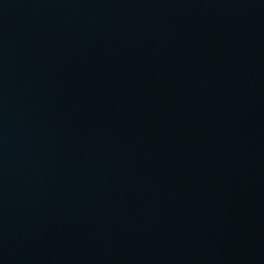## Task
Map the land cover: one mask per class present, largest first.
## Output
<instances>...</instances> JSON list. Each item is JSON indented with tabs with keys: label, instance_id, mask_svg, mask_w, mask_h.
<instances>
[{
	"label": "water",
	"instance_id": "95a60500",
	"mask_svg": "<svg viewBox=\"0 0 264 264\" xmlns=\"http://www.w3.org/2000/svg\"><path fill=\"white\" fill-rule=\"evenodd\" d=\"M0 264H158L71 0H0Z\"/></svg>",
	"mask_w": 264,
	"mask_h": 264
}]
</instances>
